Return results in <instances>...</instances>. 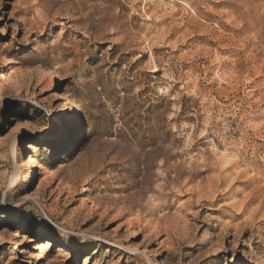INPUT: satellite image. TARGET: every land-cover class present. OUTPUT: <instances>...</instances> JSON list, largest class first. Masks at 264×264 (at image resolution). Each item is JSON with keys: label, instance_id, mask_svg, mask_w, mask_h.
<instances>
[{"label": "rangeland", "instance_id": "374dc122", "mask_svg": "<svg viewBox=\"0 0 264 264\" xmlns=\"http://www.w3.org/2000/svg\"><path fill=\"white\" fill-rule=\"evenodd\" d=\"M0 264H264V0H0Z\"/></svg>", "mask_w": 264, "mask_h": 264}, {"label": "bare ground", "instance_id": "6f19581e", "mask_svg": "<svg viewBox=\"0 0 264 264\" xmlns=\"http://www.w3.org/2000/svg\"><path fill=\"white\" fill-rule=\"evenodd\" d=\"M56 1V0H55ZM74 8V7H73ZM81 9V8H80ZM76 10H77V8H76ZM90 14V13H89ZM73 15V14H72ZM85 15H83V17H84ZM87 16V17H86ZM85 17H86V21H87V23H88V25L91 27V18L92 17H89L88 15H86ZM82 18V17H81ZM108 18V17H107ZM106 18V19H107ZM85 19V18H84ZM76 20H78V19H76ZM112 21V20H111ZM115 22V21H114ZM68 23V22H67ZM69 23H71V24H73L74 25V23H76V21L75 20H71V19H69ZM96 25V24H95ZM71 27H73V26H71ZM70 30V29H69ZM75 33H77L76 35L79 37L80 35H79V33L78 32H75ZM89 37L90 36H86V37H82V39H83V44L84 43H87V41L89 40ZM79 43H77V45H78ZM76 49H77V47H76ZM55 98H56V100L57 101H59L62 105H64V106H69L70 105V103H69V101L67 100V98L62 94V93H60V92H57L56 94H55ZM80 121H81V118H80V116H79V113H76V115H75V124H74V126L72 127V129H71V133H70V136H69V138L67 139V142L68 143H72L74 140H75V138H76V132H78L77 130H78V126H79V124H80ZM20 126H22L21 124H18V126H16L14 129H12V131H16L17 129H18V127H20ZM18 132V131H17ZM14 133V132H13ZM47 136V138H45V140L46 139H49L50 138V136L49 135H46ZM13 144L15 145V140L13 141ZM13 147V146H12ZM144 164H145V162H143ZM209 164V163H208ZM191 165V164H190ZM197 166H200L201 168H205L206 166H207V163H205V160H204V162H203V166H201V165H197ZM208 167V166H207ZM147 168V167H146ZM149 168V167H148ZM197 168L198 167H191L190 168V171L189 172H187L190 176H193V177H195V175L197 174ZM144 170V169H143ZM178 171L176 172V178L178 177V174L181 172L179 169H177ZM185 170V169H184ZM148 171V170H147ZM201 171H205V169H202ZM143 172V171H142ZM142 174V173H141ZM143 174H145V173H143ZM33 176H34V173H33V169H32V167H29V169H28V176H27V179H25V180H30V179H32L33 178ZM145 176V175H144ZM163 179V178H162ZM211 179V178H210ZM214 179V178H213ZM144 180H145V178H144ZM143 180V181H144ZM148 180V179H147ZM208 181V180H207ZM208 182H210L212 185H213V187L216 189L218 186H217V182L215 183V182H213V181H208ZM144 183H145V181H144ZM148 183V182H147ZM142 184V183H141ZM146 184V183H145ZM210 184V185H211ZM209 185V184H208ZM212 187V186H211ZM213 188V189H214ZM162 192V191H161ZM155 197V196H154ZM212 199V198H211ZM214 199V198H213ZM152 203V202H151ZM153 205V204H152ZM151 205V206H152ZM150 211H155V209H153L152 207H151V209H150ZM255 213V212H254ZM252 214V213H251ZM256 215V214H255ZM253 216H254V214H253ZM253 220V219H252ZM247 222V221H246ZM250 222V221H249ZM4 223H7L6 221H4ZM242 224V223H241ZM239 226V225H238ZM45 237H46V239H47V242L48 243H54V244H56L57 246H60V247H63L62 245H59L53 238H51L50 236H47V235H45ZM65 247H67V246H65ZM68 249H69V252H71L72 254H74V255H77V251L76 250H74V249H72L71 247H68Z\"/></svg>", "mask_w": 264, "mask_h": 264}]
</instances>
